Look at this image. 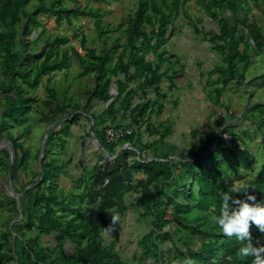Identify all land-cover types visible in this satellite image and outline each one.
Returning a JSON list of instances; mask_svg holds the SVG:
<instances>
[{
    "label": "rangeland",
    "instance_id": "374dc122",
    "mask_svg": "<svg viewBox=\"0 0 264 264\" xmlns=\"http://www.w3.org/2000/svg\"><path fill=\"white\" fill-rule=\"evenodd\" d=\"M141 1L146 2L144 14L151 22L142 19V31L136 34L130 24ZM220 1L25 0L21 4L20 10L32 19L18 12L11 48L22 57L19 63L26 77L17 74L14 84L27 100L17 119L4 113L0 101V251L14 256L3 264L23 258L24 239L13 225L24 221L22 195L28 188L54 194L57 201L52 206L60 219L84 223L87 233L78 244L91 250L97 264H182L176 248L199 247L206 236L193 230L199 216L194 207V172L182 183L193 187V196L187 199L174 191L181 188L182 168L165 180L157 163L199 160L195 172L217 169L216 182L236 184L253 178L264 160V47H254L249 32L255 24L264 34V0H235L230 6L227 3L233 0ZM156 8L166 17H160ZM7 20L0 17V33L6 31ZM224 24L235 26L237 48L246 55L242 59L239 55L228 61L232 44L228 35L222 36ZM56 37L64 41L50 44ZM3 43L0 39V80ZM85 47L106 55L103 75L85 68L90 62ZM50 52L51 59L62 54L68 59L61 68L36 76ZM111 125L131 128L130 142L112 150L99 141L95 144L92 133L103 134ZM12 142L20 143L17 156ZM43 145V162L49 166L52 161L51 173L38 187ZM155 148L171 153L155 154ZM109 191L120 196L109 199ZM156 192V199L147 202ZM172 198L191 206L190 227H180L172 218L168 202ZM107 201L112 207H106ZM147 204L155 206L154 212H147ZM164 232L172 235L174 245ZM36 248L53 251L43 236Z\"/></svg>",
    "mask_w": 264,
    "mask_h": 264
},
{
    "label": "trees",
    "instance_id": "16d2710c",
    "mask_svg": "<svg viewBox=\"0 0 264 264\" xmlns=\"http://www.w3.org/2000/svg\"><path fill=\"white\" fill-rule=\"evenodd\" d=\"M234 1L235 0L227 3V5H235ZM24 2L25 0H0V17L8 18L6 22V31L4 33H0V39L4 40L2 45L3 53L1 55L3 77L0 80V101H3L4 113H8L9 116L14 119H17L18 115L22 113L27 100L22 96V89L14 84L15 76L17 74L20 73L22 78L26 77V74L22 72L23 64L19 63L22 57L18 50H13L11 48V41L14 37L12 34V31H14L13 27L20 19L17 15L18 12L21 11V4ZM219 2L221 3L222 1L219 0ZM154 6L156 7V4H154ZM233 8L235 9L234 6ZM145 9L146 2L141 1L138 4L134 20L131 21L130 29L136 34H139L140 31H142V28H140V22L142 19L146 18L148 22H151V17L144 14ZM156 11L160 13V17H166L160 8H156ZM60 12H63L64 15L66 14L68 16L67 10L61 9ZM21 13L28 19V21L32 19L29 13L24 11H21ZM222 28L224 29L222 36L228 35V41H231L232 44L230 49V58L228 61L231 62L237 56L239 57V55L240 59L245 57L246 55L237 48L234 38L235 26L224 24ZM162 31L163 29L160 27V32ZM249 32L250 43H252L254 47H264V34L260 33L259 27L254 24L250 26ZM63 41L64 38L56 37L50 44H57ZM85 49V57L90 59V62L86 63L85 68L96 70L99 76L103 75L105 71L106 55L96 54L93 48L85 47ZM51 55L52 53L50 52L44 56V59L39 64V67L36 71V76H41L50 71L61 68L68 59L66 54H62L60 58H57L56 56L52 59ZM75 55L82 63H85L77 50H75ZM34 83H36V78ZM107 127L118 126H106L102 131L103 134H98L95 132L97 140L107 150H112L113 146L118 144L130 142V138L133 135V130H131L130 134L119 138L116 142H106L105 129ZM50 138L51 137L48 136L46 144L49 143ZM12 143L14 154L17 156V149H19L20 143ZM217 143H219L218 139ZM123 151L124 150H122V152ZM159 151V149L156 150L155 148V154H163L165 157H167L171 153V151L165 153H161ZM121 153L119 152L117 155L119 156ZM45 157L46 150L42 157V177L37 184L38 187H40V185L45 182L51 173L49 166L52 161L49 162L48 166V164L43 162ZM1 163H3L2 160H0V164ZM157 164L162 166V168H160L158 171L162 173V177L165 180L169 179L174 171L179 167L182 168V172L180 173L181 178L178 182V186H181V188L174 189V191L181 196H185L187 199L192 198L193 191L191 189L193 187L185 185L182 186V183L184 182L186 175L194 172L193 181L197 184V200L195 201L194 207L195 210L198 211L199 216L196 217L197 224L194 226L193 230L197 231L198 233H204L206 238H202L199 247L196 249H186L185 251H182L176 248L181 255L182 261L187 258H194L196 259L195 264H250L251 257H241L239 254V249L242 246L241 242L237 241L235 237L229 238L224 234H218L216 230L220 229L213 221V217L218 214L221 203L219 194L223 191H227L233 183L230 182L225 184L223 181L216 182L214 172H216L217 169H214L213 171L202 169L195 172V167L199 166L200 164L199 160H184L179 162H174L172 160L158 162ZM11 177L14 179L13 174ZM186 179L188 180V178ZM19 183L20 182H18V184ZM244 183L250 184L249 191H251L256 196V202L264 203V160L261 163L256 175L253 178L245 179ZM24 186L25 185H22L19 188V191H22ZM159 187H161V184ZM109 193V199H112L111 195H117L118 197L120 196V193H115L113 191H109ZM157 194V192L150 194L147 202H152L155 200ZM233 195H240L243 198L242 193H234ZM22 198L25 199L24 221L20 224L13 225L16 235L24 239V248L22 251L23 258L22 260H17L16 264H27L26 261L28 259H30L29 264H97L96 259L91 255V250L78 244L80 239L83 238L87 233L84 223L81 220L74 222L70 218L60 219L59 215L55 213V210L52 206L53 203L57 201V198L54 194L51 192H31V189L28 188L23 192ZM168 202L172 204V218L176 220L180 227L189 226L187 215L193 211L191 206L188 205L187 202L185 204L176 202L174 198L170 199ZM60 203L62 206L64 205V201ZM112 205L113 203L110 201L106 202V207H112ZM154 207L155 206L150 207L147 204V212H154ZM99 220H101V218ZM204 225L208 227L206 230L201 229V226ZM32 228H35L39 233H34ZM25 229L30 231V233L25 232ZM250 232L252 234L254 243L256 238H260V241L264 243V233H261L256 225L252 224L250 226ZM164 235L172 245L175 244V240L169 232H164ZM40 236L45 237L46 241L53 249L52 252H46L43 248H36V243ZM221 252H223L222 256H220ZM145 254L150 256L151 252L147 251ZM10 260H14V256L9 254V252L0 251V264Z\"/></svg>",
    "mask_w": 264,
    "mask_h": 264
},
{
    "label": "clouds",
    "instance_id": "9594fccd",
    "mask_svg": "<svg viewBox=\"0 0 264 264\" xmlns=\"http://www.w3.org/2000/svg\"><path fill=\"white\" fill-rule=\"evenodd\" d=\"M249 187V183H236L221 192L220 207L213 221L226 237H235L241 242V257H251L250 264H264V243L260 238H256L254 243L250 232V226L254 224L264 233V203L256 202V196L249 191ZM234 193H242L243 198ZM112 220L118 222V217L112 216ZM183 264H192V261L187 258Z\"/></svg>",
    "mask_w": 264,
    "mask_h": 264
},
{
    "label": "built area",
    "instance_id": "2783aa9c",
    "mask_svg": "<svg viewBox=\"0 0 264 264\" xmlns=\"http://www.w3.org/2000/svg\"><path fill=\"white\" fill-rule=\"evenodd\" d=\"M131 128L129 127H107L105 129V140L106 142L113 143L119 138L131 133ZM128 144L125 142L123 145Z\"/></svg>",
    "mask_w": 264,
    "mask_h": 264
},
{
    "label": "water",
    "instance_id": "95a60500",
    "mask_svg": "<svg viewBox=\"0 0 264 264\" xmlns=\"http://www.w3.org/2000/svg\"><path fill=\"white\" fill-rule=\"evenodd\" d=\"M92 134H93L94 140L98 143V140H97L96 136L94 135V133H92ZM46 135H47V132H46L45 136H46ZM43 150H44V145L42 146V154H41V156H40V165L42 164ZM11 160H12V157H11ZM11 165H12V164H11ZM9 175H10V174H9ZM10 181H11V177H10ZM12 192H13V191H12ZM13 195L18 196V195L15 194V193H13Z\"/></svg>",
    "mask_w": 264,
    "mask_h": 264
},
{
    "label": "bare ground",
    "instance_id": "6f19581e",
    "mask_svg": "<svg viewBox=\"0 0 264 264\" xmlns=\"http://www.w3.org/2000/svg\"><path fill=\"white\" fill-rule=\"evenodd\" d=\"M95 144H97V142H95Z\"/></svg>",
    "mask_w": 264,
    "mask_h": 264
}]
</instances>
